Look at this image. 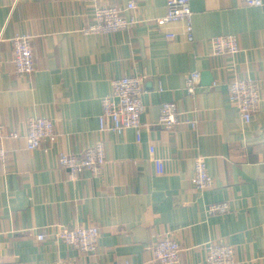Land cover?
Returning <instances> with one entry per match:
<instances>
[{"label": "crops", "instance_id": "obj_1", "mask_svg": "<svg viewBox=\"0 0 264 264\" xmlns=\"http://www.w3.org/2000/svg\"><path fill=\"white\" fill-rule=\"evenodd\" d=\"M135 1L124 12L139 20L134 26L85 33L96 3L126 8L129 0H0V124L19 134L0 139L7 150L0 162V264H162L153 248L166 235L180 244L178 264H206L209 242L233 245V264H264V5L190 0L189 41L182 23H156L167 0ZM17 34L33 35L30 75L13 63ZM223 34L237 36L238 53H213L211 39ZM191 72L201 73L195 95L185 88ZM131 75L144 77L139 140L134 128L99 130L111 80ZM245 78L258 82L261 96L248 123L229 98L230 83ZM168 101L179 110L172 129L159 124ZM32 116L52 119L57 140L28 149ZM99 139L107 157L102 173L85 170L71 179L59 155L82 157ZM151 146L163 159L161 174ZM200 156L213 178L210 189L192 183ZM224 201L228 212L207 213ZM91 225L100 229L95 253L57 238L61 226Z\"/></svg>", "mask_w": 264, "mask_h": 264}, {"label": "built area", "instance_id": "obj_2", "mask_svg": "<svg viewBox=\"0 0 264 264\" xmlns=\"http://www.w3.org/2000/svg\"><path fill=\"white\" fill-rule=\"evenodd\" d=\"M96 1V0H93ZM248 6L260 7L264 0H245ZM137 7L135 0H129L127 7L116 5L95 4L94 21L84 28L85 33H108L128 29L139 20L135 17L127 18L125 10L133 11ZM160 27L173 23H182L189 41L194 39L193 11L190 0H167L166 13L156 19ZM167 38L175 37L173 32L166 34ZM33 35L17 34L12 38L14 57L13 63L19 74H31L35 71V55L32 47ZM214 54H236L240 51L238 38L234 34H223L211 39ZM201 73L191 72L185 76V88L191 95H195L200 87ZM112 92L102 99V112L99 117V130L101 132L122 133L129 128L137 131L140 139L142 127L141 117L145 106L143 102L144 77L123 76L111 80ZM229 98L241 114L243 120L250 122L258 112L261 102L259 84L252 78L236 79L229 85ZM179 123V110L176 102H164L160 108L159 124L166 129H172ZM0 124L1 138H19V134L3 131ZM27 133L25 135L28 149L39 148L44 141L54 142L59 134L56 132L54 122L48 117L32 116L27 120ZM155 149L150 147V154L154 156ZM7 150L0 146V162L7 161ZM157 173L164 171L163 159L153 157ZM105 142L99 139L93 146L86 148L82 157L61 153L59 164L69 172L71 179L76 178L80 172L88 170L94 175L102 173L106 165ZM192 183L197 189H210L213 178L208 172L206 161L197 157L194 162ZM229 203L216 202L207 207L209 215H220L229 211ZM38 239L44 240V233L38 234ZM100 229L96 225L66 227L61 226L57 238L69 247L85 253H95L98 248ZM206 264H233L235 262L234 247L229 243L209 242L206 246ZM181 247L178 241L168 235L164 236L154 246V259L162 264H178L180 261ZM117 264H130L128 260H120Z\"/></svg>", "mask_w": 264, "mask_h": 264}, {"label": "water", "instance_id": "obj_3", "mask_svg": "<svg viewBox=\"0 0 264 264\" xmlns=\"http://www.w3.org/2000/svg\"><path fill=\"white\" fill-rule=\"evenodd\" d=\"M209 80H208V84H210L211 82H212V79H211V77L210 78H208Z\"/></svg>", "mask_w": 264, "mask_h": 264}]
</instances>
